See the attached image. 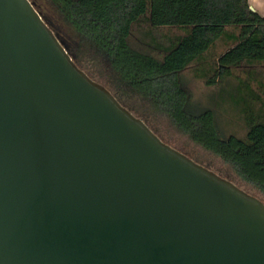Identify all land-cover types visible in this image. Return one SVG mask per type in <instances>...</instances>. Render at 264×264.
<instances>
[{"label": "water", "instance_id": "water-1", "mask_svg": "<svg viewBox=\"0 0 264 264\" xmlns=\"http://www.w3.org/2000/svg\"><path fill=\"white\" fill-rule=\"evenodd\" d=\"M0 264H264V202L164 143L29 0H0Z\"/></svg>", "mask_w": 264, "mask_h": 264}, {"label": "trees", "instance_id": "trees-1", "mask_svg": "<svg viewBox=\"0 0 264 264\" xmlns=\"http://www.w3.org/2000/svg\"><path fill=\"white\" fill-rule=\"evenodd\" d=\"M29 1L75 64L160 139L127 100L221 159L264 202V17L248 0ZM187 69L208 88L238 81L243 136H225L215 111L195 105Z\"/></svg>", "mask_w": 264, "mask_h": 264}, {"label": "rangeland", "instance_id": "rangeland-1", "mask_svg": "<svg viewBox=\"0 0 264 264\" xmlns=\"http://www.w3.org/2000/svg\"><path fill=\"white\" fill-rule=\"evenodd\" d=\"M167 34L168 32L165 30L158 31V38L161 43H166L164 35L167 36ZM174 34L177 35L180 33L171 31L169 35ZM224 49V46L218 44L215 52L220 53ZM182 77L186 88L192 94L195 105L201 109L211 108L215 111L217 124L225 136L233 134L241 137L244 135L243 115L240 113V109L243 106L241 103L243 93L237 89L238 81L236 79L229 80L225 83L224 88L221 89L218 87H206L200 79H196L193 76L191 69L184 71ZM240 77L244 78L243 75H240ZM127 102L130 108L134 110V113L138 117L143 118L165 143L220 176L235 181L244 190L250 191L251 195L257 198L260 197L256 191L249 189L241 183L233 175L228 165L221 159L203 150L200 146L191 142L187 137L177 133L162 117L154 116L151 113L149 114L132 100H127Z\"/></svg>", "mask_w": 264, "mask_h": 264}, {"label": "crops", "instance_id": "crops-1", "mask_svg": "<svg viewBox=\"0 0 264 264\" xmlns=\"http://www.w3.org/2000/svg\"><path fill=\"white\" fill-rule=\"evenodd\" d=\"M253 11L264 17V0H248Z\"/></svg>", "mask_w": 264, "mask_h": 264}]
</instances>
